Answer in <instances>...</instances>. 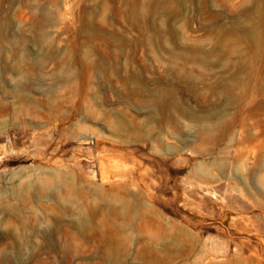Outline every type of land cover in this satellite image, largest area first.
<instances>
[{"label": "rangeland", "instance_id": "374dc122", "mask_svg": "<svg viewBox=\"0 0 264 264\" xmlns=\"http://www.w3.org/2000/svg\"><path fill=\"white\" fill-rule=\"evenodd\" d=\"M0 264H264V0H0Z\"/></svg>", "mask_w": 264, "mask_h": 264}]
</instances>
